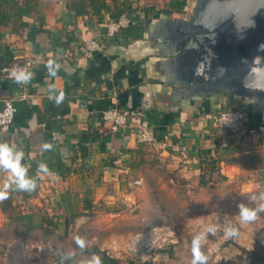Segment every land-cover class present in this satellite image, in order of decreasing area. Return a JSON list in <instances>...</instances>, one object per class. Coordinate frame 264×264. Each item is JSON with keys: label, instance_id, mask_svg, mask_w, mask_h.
I'll return each instance as SVG.
<instances>
[{"label": "crops", "instance_id": "crops-1", "mask_svg": "<svg viewBox=\"0 0 264 264\" xmlns=\"http://www.w3.org/2000/svg\"><path fill=\"white\" fill-rule=\"evenodd\" d=\"M16 1L20 5L26 3ZM77 1L38 0L31 14L19 16L0 0V68L36 60L26 84L0 72V111L7 101L16 107L12 123L0 126V141L21 148L29 175L38 176L37 187L31 193L10 191L8 198L0 201V213L17 207L16 215L36 214L49 220V214L37 211L48 207L56 211V216L51 215L59 227H74L81 237L84 228L96 225L92 214L97 213L98 218V204L115 202L125 176L121 173H129V161L141 156L142 150L144 157L146 151L145 145L137 141L138 122L131 121L128 127L114 133L103 120L106 110H142L153 128L154 148H164L163 155L171 157L169 169L179 164L178 159L184 163L178 180L183 186L176 185L170 176L167 188L194 196L190 181L197 185L193 186L195 190L200 189L195 194L212 184L200 183L199 149L214 148L220 137V130L214 131L209 115L237 100L220 97L174 102L170 90L162 89L165 83L160 76V58L149 48L151 40L145 37L157 17L129 11L135 24L109 37L106 25L114 20L111 15L116 4L106 0L110 9L95 13L89 7V14L76 15ZM90 38L103 44V49L86 59L82 52ZM252 109V127L259 130V136L251 137L262 147L264 117ZM154 112L160 114L157 123L148 118ZM54 134L59 139H54ZM108 135L110 141L103 151L102 143ZM233 136L238 145L249 138ZM41 162L47 171L38 173ZM58 162L63 164L61 168ZM140 219L130 220L132 232H139L143 224Z\"/></svg>", "mask_w": 264, "mask_h": 264}, {"label": "rangeland", "instance_id": "rangeland-1", "mask_svg": "<svg viewBox=\"0 0 264 264\" xmlns=\"http://www.w3.org/2000/svg\"><path fill=\"white\" fill-rule=\"evenodd\" d=\"M110 1L121 4L127 0ZM128 1L132 14L169 15L165 11L171 0ZM196 1L187 0V5L191 8ZM173 15L176 18L188 14ZM242 105L248 104L234 101L230 107L223 105L222 110ZM216 136L217 133L215 138H218ZM144 145V157L142 150L141 156L129 161V173H121L125 176L121 192L113 199L115 202L98 204V218H95L97 213L92 214L96 225L84 228L81 237L74 227L66 230L59 226L50 227L53 232L48 236L43 230L27 234L13 219L19 213L17 207L2 211L0 264H45L54 262L62 253L82 263L93 256L100 257L86 251L94 247L109 252L120 264H193L196 252L206 257L205 264H214L246 253L256 241L264 238V213L254 221L243 223L238 216V204L245 203L251 208L264 202L252 199L264 193V148L256 139L250 136L239 145V153L224 157L226 161L220 164V174L216 175L218 180L209 184V189L195 194L193 192L200 189L195 190L193 186L197 185L190 181L194 196L179 189L173 193L167 188L170 176L174 177L176 185L183 186L178 182L182 175L180 170L185 169L183 161L178 159L179 164L169 169L171 157L163 155L164 148L156 150L154 143ZM37 211L55 219L51 214L56 216V211L48 207ZM135 218H141L143 223L139 232L131 231L133 224L129 222ZM197 237L199 243L194 249L193 241Z\"/></svg>", "mask_w": 264, "mask_h": 264}, {"label": "water", "instance_id": "water-1", "mask_svg": "<svg viewBox=\"0 0 264 264\" xmlns=\"http://www.w3.org/2000/svg\"><path fill=\"white\" fill-rule=\"evenodd\" d=\"M145 37L174 102L230 97L264 117V0H197L186 16L157 17Z\"/></svg>", "mask_w": 264, "mask_h": 264}, {"label": "trees", "instance_id": "trees-1", "mask_svg": "<svg viewBox=\"0 0 264 264\" xmlns=\"http://www.w3.org/2000/svg\"><path fill=\"white\" fill-rule=\"evenodd\" d=\"M38 0H26V3L20 5L16 0H3L2 3H6L15 14L19 16L31 14L37 5ZM187 0H171L166 9V14H182ZM89 7H92L95 13H100L103 9H110L106 0H78L75 5L76 15L89 14ZM131 11V4L128 1H122L121 4L116 2L115 11L112 13L113 19H118L123 13ZM2 20L0 19V22ZM130 29V28H129ZM128 30V29H127ZM160 114L157 112L149 115V119L157 123L160 121ZM254 118V117H253ZM230 131H221L220 137L214 148H201L199 149V155L201 157L202 168L200 169V183L203 186H207L209 183L217 182L216 175L220 174L221 163L226 161L225 156L230 153H239L241 147L235 142L234 136ZM243 137H250L246 134H240ZM158 140V139H157ZM110 141V136H106L102 143V150H106V144ZM63 164L58 162V167L61 168ZM6 205H11L5 202ZM18 222L26 231L27 234L38 233L36 230H43L45 234L50 235L53 230L50 227H58L57 222L52 218L46 219V217H40L36 214H21L16 215L13 218ZM90 254H100V264H120V260L114 256L109 255L106 251H102L98 247L92 249L86 248ZM243 251H245L243 249ZM45 264H82L76 262L72 256H67L64 253L59 255L54 262H48ZM214 264H264V238L255 242L251 250H247L246 253H240L233 259L222 260Z\"/></svg>", "mask_w": 264, "mask_h": 264}, {"label": "built area", "instance_id": "built-area-1", "mask_svg": "<svg viewBox=\"0 0 264 264\" xmlns=\"http://www.w3.org/2000/svg\"><path fill=\"white\" fill-rule=\"evenodd\" d=\"M190 11L189 5H186L183 13L188 14ZM182 13V14H183ZM135 24V18L129 12L123 13L118 19L111 20L106 25V34L109 37H115L123 31L129 29ZM103 49L97 39H88L84 43L83 57L88 59L96 52ZM36 60H26L22 63L2 67L0 72L10 78H14L13 69L23 68L27 72H32ZM16 113V107L12 101L5 102L3 109L0 111V126H7L12 123ZM254 110L250 106L242 105L233 109L221 110L218 113L209 115L214 127L220 131H230L233 134H246L249 136H259V130L252 127ZM103 120L112 132H119L122 128L128 127L131 121H137L138 132L137 141L140 144H149L155 142V135L150 121L146 118L144 112L140 109H124L110 108L103 114ZM54 139H59L58 134H54ZM261 139V138H259ZM264 148V144L262 145ZM111 255L109 252H107ZM112 256V255H111Z\"/></svg>", "mask_w": 264, "mask_h": 264}, {"label": "clouds", "instance_id": "clouds-1", "mask_svg": "<svg viewBox=\"0 0 264 264\" xmlns=\"http://www.w3.org/2000/svg\"><path fill=\"white\" fill-rule=\"evenodd\" d=\"M13 75L17 83L26 84L30 81L32 74L23 68H14ZM49 147L45 145V148ZM25 153L21 148L7 141H0V175L3 176V183L0 185V201L7 199L10 191H21L31 193L37 187V177L29 175V169L24 163ZM47 166L43 162L38 165V173L46 172ZM253 200L264 201V193ZM264 213V202L258 203L255 207H248L245 203L238 204V216L240 221L250 222ZM199 237L194 239V249L198 246ZM206 257L196 252L193 264H205ZM82 264H100L98 257L82 262Z\"/></svg>", "mask_w": 264, "mask_h": 264}]
</instances>
